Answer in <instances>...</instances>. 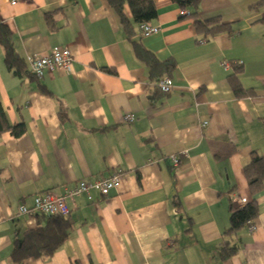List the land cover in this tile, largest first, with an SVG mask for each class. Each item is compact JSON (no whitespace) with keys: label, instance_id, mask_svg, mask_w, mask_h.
<instances>
[{"label":"crops","instance_id":"0c3cea01","mask_svg":"<svg viewBox=\"0 0 264 264\" xmlns=\"http://www.w3.org/2000/svg\"><path fill=\"white\" fill-rule=\"evenodd\" d=\"M155 5L159 32L128 37L107 0H0L23 62L21 74L7 69L0 45V104L25 127L0 136V264H13L15 238L36 223L19 206L115 172L121 184L106 196L91 188L66 199L73 231L50 259L20 264H264V183L252 194L244 172L252 152L264 158V0ZM214 17L231 31L206 39L194 21ZM133 41L175 63L163 77L169 92L157 90ZM60 49L72 73H30V56ZM234 64L250 94H234ZM240 199H254L259 214L226 233ZM224 239L234 253L221 259Z\"/></svg>","mask_w":264,"mask_h":264},{"label":"trees","instance_id":"16d2710c","mask_svg":"<svg viewBox=\"0 0 264 264\" xmlns=\"http://www.w3.org/2000/svg\"><path fill=\"white\" fill-rule=\"evenodd\" d=\"M185 11L194 8L199 0H170ZM108 5L117 14L121 27L128 37L136 35L141 24H150L157 17L155 0H107ZM185 14H182V16ZM189 15V14H188ZM192 16L195 14H191ZM187 16V15H185ZM183 16V17H185ZM196 31L209 39L220 33L230 32V24L223 22L218 17L206 20L195 19ZM202 42V41H201ZM0 45L3 50L5 66L16 74H21L23 62L15 52L11 34L7 26L0 19ZM132 48L136 57L144 63L149 70L150 77L158 82L164 76H170L175 69L172 59L160 60L140 42L133 41ZM233 72L228 74V82L237 97H242L250 91L244 90L237 78L242 71L238 64L233 65ZM160 92L161 90L156 87ZM162 92V91H161ZM25 131L24 124H11L0 104V136L10 133L13 137H20ZM248 180V188L252 194L259 192L264 183V158L257 152L250 154V161L244 168ZM259 214L258 204L254 199L240 205H232L229 228L226 233H234L246 225H250ZM73 223L69 216L36 215V223L26 229L20 237L15 238L10 261L20 264L26 259H50L63 243L70 237ZM228 240H222L219 248L221 259L229 258L234 253V248L229 247Z\"/></svg>","mask_w":264,"mask_h":264},{"label":"built area","instance_id":"2783aa9c","mask_svg":"<svg viewBox=\"0 0 264 264\" xmlns=\"http://www.w3.org/2000/svg\"><path fill=\"white\" fill-rule=\"evenodd\" d=\"M183 14L185 13L183 12ZM139 30L143 37H148L158 33L160 28L151 24H141ZM73 62L74 58L68 49L55 50L45 55L33 54L28 58L30 73L37 79H42L47 71L56 69L63 70L68 74L72 73ZM157 85L164 93L169 92L173 87L172 81L167 77L162 78ZM125 119L131 121L132 115L127 114ZM171 160L174 167L179 166L180 162L177 158L172 156ZM120 180L119 172H115L109 177L97 180L92 184L81 181L75 188L63 194H55L50 191L43 192L34 196L31 207L21 205L18 207L17 212L19 215L42 214L45 216L66 217L70 213L66 199L74 198L81 193L87 194L91 188L96 189L102 196H106L111 190L118 188L121 184ZM238 203L244 204L245 201L240 199Z\"/></svg>","mask_w":264,"mask_h":264}]
</instances>
